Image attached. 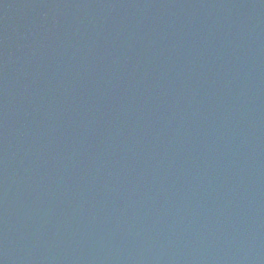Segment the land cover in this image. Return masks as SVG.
<instances>
[{
  "label": "water",
  "instance_id": "water-1",
  "mask_svg": "<svg viewBox=\"0 0 264 264\" xmlns=\"http://www.w3.org/2000/svg\"><path fill=\"white\" fill-rule=\"evenodd\" d=\"M0 264H264V0H0Z\"/></svg>",
  "mask_w": 264,
  "mask_h": 264
}]
</instances>
